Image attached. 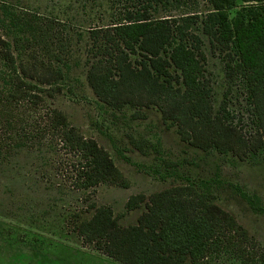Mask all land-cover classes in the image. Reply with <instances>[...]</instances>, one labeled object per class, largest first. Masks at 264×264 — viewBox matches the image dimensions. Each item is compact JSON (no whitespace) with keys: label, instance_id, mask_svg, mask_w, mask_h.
<instances>
[{"label":"trees","instance_id":"trees-1","mask_svg":"<svg viewBox=\"0 0 264 264\" xmlns=\"http://www.w3.org/2000/svg\"><path fill=\"white\" fill-rule=\"evenodd\" d=\"M118 1H124L118 21L89 35L93 42L87 80L99 100L115 109L155 106L194 147L264 158V0H208L211 9L204 23L205 33L230 50L227 73L233 70L244 80L252 122L249 135L226 105L214 110L212 85L199 51L201 38L190 33L192 16L151 17L148 8L164 0H147L149 7L141 9H135V0ZM42 31L41 12L0 0V115L18 114L22 124L10 133L11 142L23 140L30 147L38 140L41 150L55 141L66 146L78 156L73 164L78 188L105 182L127 187L105 148L84 136L62 110L42 108L43 96L62 91L66 82L61 55L44 58L38 52ZM23 120L29 122L27 128ZM4 140L0 135V152ZM133 141L146 154L144 146ZM211 194L195 181L155 192L137 224L126 227L112 206L94 205L92 216L76 231L123 264H196L224 248L255 245ZM242 195L261 210L251 196ZM145 201L144 194H134L125 207L135 210Z\"/></svg>","mask_w":264,"mask_h":264},{"label":"rangeland","instance_id":"rangeland-1","mask_svg":"<svg viewBox=\"0 0 264 264\" xmlns=\"http://www.w3.org/2000/svg\"><path fill=\"white\" fill-rule=\"evenodd\" d=\"M6 1L43 14V43L38 52L44 58L58 52L63 59L64 88L43 96L42 108L62 110L84 136L94 138L109 152L128 186L105 182L78 188L75 153L58 141L43 145V150L38 140L30 147L23 140L11 142L10 133L22 125L21 117L0 115V135L6 139L0 152V264H123L85 242L76 231L81 221L92 216L93 206H112L120 225L126 227L137 224L153 193L194 181L209 190L213 201L231 213L256 243L209 253L196 264H264L262 155L239 157L194 147L181 139L177 126L163 120L157 107L115 109L99 100L91 88L87 80L90 31L117 22L124 1ZM145 5L149 7L147 0H135V9ZM148 9L153 18L192 16L190 33L201 38L199 51L212 85L214 110L226 105L235 123L249 135L252 122L244 80L233 70L227 73L230 50L204 30L211 9L208 0H164ZM28 126L23 120L22 127ZM134 139L146 154L135 148ZM242 193L251 196L261 210L254 209ZM134 194H144L147 201L129 211L126 202Z\"/></svg>","mask_w":264,"mask_h":264}]
</instances>
